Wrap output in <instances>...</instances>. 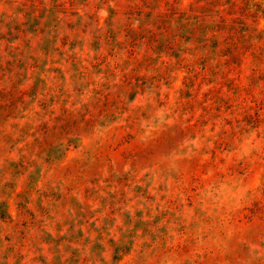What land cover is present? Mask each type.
I'll return each instance as SVG.
<instances>
[{"label":"rangeland","instance_id":"obj_1","mask_svg":"<svg viewBox=\"0 0 264 264\" xmlns=\"http://www.w3.org/2000/svg\"><path fill=\"white\" fill-rule=\"evenodd\" d=\"M245 2L0 0V264H264V115L242 103L264 101V54L226 77L250 90L193 85L215 57L177 22ZM130 29L179 34L180 56L132 60Z\"/></svg>","mask_w":264,"mask_h":264},{"label":"trees","instance_id":"obj_2","mask_svg":"<svg viewBox=\"0 0 264 264\" xmlns=\"http://www.w3.org/2000/svg\"><path fill=\"white\" fill-rule=\"evenodd\" d=\"M236 2V1H235ZM245 7L247 9V14H241V19L236 18V13L242 12ZM233 8L236 10V13H230V12H223V11H214L209 10L208 14H203V12L198 13H180V17L177 20V22H184L182 27L179 28V23L176 25L177 28H179L180 31H185V34H187L188 42L194 41L193 45L194 50L198 52V56L200 53L206 52L207 54L214 55V61L216 62L215 66H212L210 64V59L208 56H202L201 59H206L209 64L206 61H202L201 64V73L200 75H197L195 77L194 82L197 80H200L203 75H207L206 73L209 72L212 68L216 70L217 73L220 72L222 76H224L223 79H226V82L229 81L228 84L233 85V87H238L240 85L235 84L234 82H237L238 79H227L226 77L235 74V72L239 69V67L242 64L243 57L250 52V58L253 59L255 57L258 59L260 56L264 54V48L260 46V41L263 38L262 33L258 32L255 28L254 24H249V17L256 18V16H251L249 13L253 11L256 15L259 13H263L261 10V3L255 2V0H246L244 6L237 7V5H233ZM240 9V10H239ZM138 8L131 7L128 11L129 15H134L136 11H138ZM234 10V12H235ZM239 10V12L237 11ZM202 14V15H201ZM256 21V20H254ZM174 23L170 24V26H167V28H173ZM179 25V26H178ZM178 30V31H179ZM166 38H158L156 33L152 31H148L147 34H142L140 38L133 36V30L130 29L127 33V47L128 53L131 56V59L133 60L134 57H137L141 53L144 54H157L160 56V58L163 55L166 56H180V47L176 43L175 37L179 36V34H168L166 31ZM200 35L203 36V38H200ZM257 40V44H254L253 41ZM249 41H251V44L248 45ZM140 47H144L146 50L141 51ZM189 51L188 49H186ZM257 54V56H256ZM150 58V57H149ZM264 60V58H263ZM184 64V60L180 61L179 65ZM118 69V67H117ZM192 68L189 69L191 73L194 72ZM219 71V72H218ZM237 74L239 77L242 76V73L237 71ZM256 73H254L255 75ZM264 77V75H263ZM259 78V77H258ZM263 79V78H262ZM261 79V81H262ZM238 83V82H237ZM242 88L251 89L250 84L247 86H240ZM234 89V88H232ZM105 98V97H104ZM206 102L210 103L211 105H216L217 102L213 100V98H207ZM243 104L250 103L253 104L256 112L253 115H246L245 117L248 119L247 125L252 126L254 129H259L260 125L263 120L264 115V101H260V103H257V100L255 97L250 96V99L247 101H243ZM221 106L217 107L215 110L216 112L221 111ZM246 109V108H245ZM246 114V111L244 112ZM208 118L210 121H212L213 118L219 117L218 115H214L213 109H208ZM209 121V122H210ZM223 121L226 123V125H233V119H223ZM214 126H216L215 123H213ZM234 128V127H233ZM238 128L236 127L235 130ZM243 130V129H242ZM247 130V129H246ZM243 130V131H246ZM202 131V130H201ZM224 134H227V132H224ZM224 143L220 142L218 145V148H222ZM103 147V146H101ZM214 153V151H213ZM214 160V159H213ZM201 161V160H200ZM215 161V160H214ZM217 164V163H216ZM204 165V164H203ZM217 167V165H213ZM237 216L234 218H231V222L235 223V226L239 229L241 220L236 219ZM247 218V217H246Z\"/></svg>","mask_w":264,"mask_h":264}]
</instances>
